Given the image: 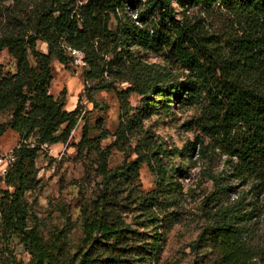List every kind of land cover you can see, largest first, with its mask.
Returning a JSON list of instances; mask_svg holds the SVG:
<instances>
[{"label": "rangeland", "instance_id": "1", "mask_svg": "<svg viewBox=\"0 0 264 264\" xmlns=\"http://www.w3.org/2000/svg\"><path fill=\"white\" fill-rule=\"evenodd\" d=\"M49 1H0V77L17 70L18 49L11 52L7 45H26L36 11ZM173 9L169 25L196 23L211 38L213 55H234L236 40L246 27L239 15L217 5L182 6L179 0H173ZM127 18L145 26L137 11L128 10ZM154 21L159 24V17ZM118 24L112 17L110 28L115 31ZM146 24L151 27L149 21ZM126 41L123 60L114 59L105 45L98 50L106 71L94 80L86 77L89 63L82 68L52 59L49 91L63 98L65 90V108L79 107V113L65 142L48 143L39 150L35 185L25 195L26 229L35 230L53 248L55 264H74V255L87 247L83 222L101 194L103 174L142 159L137 175L112 180L108 188V198L118 202L115 212L122 226L132 231L125 247L133 248L122 253L101 248L97 264H113L117 255L122 256L119 264H211L208 213L215 207L207 198L215 190L213 177L235 186L223 195L225 203L242 201V208L251 211L247 242L259 251L251 264H264V180L234 176L225 149L216 147L196 126L194 121L209 100L204 90L195 94L183 83L188 79L200 83L197 73L169 49H150L130 36ZM38 49L47 52V43L39 40ZM30 61L35 63L32 56ZM140 68L154 75L152 91L146 95L134 90L133 76ZM11 112H1L0 122L10 120ZM37 137L35 133L28 143L35 144ZM196 141L195 150L189 152ZM20 143L19 135L9 129L0 137V151L6 153ZM6 188L0 177V189ZM2 204L0 195V209ZM32 257L23 233L7 226L0 216V264H31Z\"/></svg>", "mask_w": 264, "mask_h": 264}, {"label": "trees", "instance_id": "2", "mask_svg": "<svg viewBox=\"0 0 264 264\" xmlns=\"http://www.w3.org/2000/svg\"><path fill=\"white\" fill-rule=\"evenodd\" d=\"M179 1L182 6L208 9L217 5L239 15L246 27L236 40L234 55H213L211 38L196 23L169 25L173 0H50L36 11L26 45H7L11 52L18 49L17 70L0 77V113L12 111L10 120L0 122V137L11 129L21 143L13 149L14 164L1 176L8 188L0 189V216L7 226L23 233L33 254L31 264H55L53 248L35 230L26 229L25 195L35 185V162L41 146L65 142L79 113V107L65 108V90L63 98H56L49 91L52 59L65 65L71 63L68 46L85 52L90 65L86 77L90 80L106 71L102 67L104 58L98 53L104 45L111 48L105 49L107 53H114V59L120 60L125 59L121 54L127 50V36L150 49H169L199 77L200 83L195 79L183 83L185 90H194L195 94L204 90L209 100L194 121L196 126L215 141L216 147L225 149L231 157L234 176L264 180V0ZM128 10L137 11V18L147 27L128 22ZM112 17L119 22L115 31L110 28ZM156 17L159 24L154 21ZM39 40L47 43V52L38 49ZM133 79L137 87L134 90L143 95L152 91L153 74L140 68ZM119 98L124 104L123 96ZM62 126V133L57 134ZM35 133L36 143H28ZM198 142L191 143L187 150L193 152ZM142 161L138 159L121 170L103 174L101 194L87 209L83 222L87 247L74 255V264H97V253L104 247L120 253L133 248L125 247L130 245L132 231L122 226L115 212L118 202L114 197L108 198V188L112 180L137 175ZM213 180L215 190L207 198L209 205L215 207L208 213L212 222L211 264H251L259 254L258 248L247 242L252 213L242 208V201L225 203L223 195L234 191L235 186L223 185L217 177ZM121 258L114 256L113 264H119Z\"/></svg>", "mask_w": 264, "mask_h": 264}, {"label": "built area", "instance_id": "3", "mask_svg": "<svg viewBox=\"0 0 264 264\" xmlns=\"http://www.w3.org/2000/svg\"><path fill=\"white\" fill-rule=\"evenodd\" d=\"M67 50L72 57L71 63L73 65L77 67H82V68L88 67V61L86 58V54L83 50L72 47V46H68ZM44 145H48V144H44ZM15 160H16V157H15V153L13 149L6 153H2L0 151V177L5 176L8 173V171L14 164Z\"/></svg>", "mask_w": 264, "mask_h": 264}]
</instances>
